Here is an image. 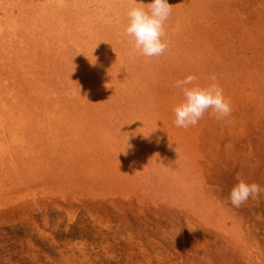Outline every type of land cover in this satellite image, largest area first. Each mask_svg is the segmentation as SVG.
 <instances>
[{"label":"rangeland","instance_id":"obj_1","mask_svg":"<svg viewBox=\"0 0 264 264\" xmlns=\"http://www.w3.org/2000/svg\"><path fill=\"white\" fill-rule=\"evenodd\" d=\"M168 3L149 58L134 0H0V264H264V196L228 199L264 186V0ZM190 74L230 117L174 125Z\"/></svg>","mask_w":264,"mask_h":264},{"label":"clouds","instance_id":"obj_2","mask_svg":"<svg viewBox=\"0 0 264 264\" xmlns=\"http://www.w3.org/2000/svg\"><path fill=\"white\" fill-rule=\"evenodd\" d=\"M136 6L127 12L128 24L125 33L134 40V48L145 57L162 56L168 48V41L162 40L166 36L165 24L168 21L173 6L168 0H151L144 4L134 0ZM180 27L172 28V34L177 35ZM198 77L194 74L177 80L175 86L181 89L183 100L174 107V125L178 128L197 126L206 112L211 110L218 120L230 117L232 107L223 93L215 75L209 77L210 83L205 87L196 83ZM264 196V186L257 183H246L244 180L232 187L228 199L232 206L240 207L250 198L253 200Z\"/></svg>","mask_w":264,"mask_h":264}]
</instances>
